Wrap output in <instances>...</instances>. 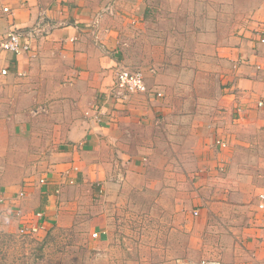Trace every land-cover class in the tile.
Listing matches in <instances>:
<instances>
[{"label":"crops","instance_id":"0c3cea01","mask_svg":"<svg viewBox=\"0 0 264 264\" xmlns=\"http://www.w3.org/2000/svg\"><path fill=\"white\" fill-rule=\"evenodd\" d=\"M184 1L172 0L168 13L166 0H0V41L14 29L39 26L30 51L0 49V164L18 172L0 180V212L14 213L17 228L19 210L42 225V234L70 225L83 215V203L100 219L104 204L150 191L158 218L169 220L167 251L188 252L183 264H195L189 252L197 245L223 264H264V211L256 199L264 189V106H258L264 101V0L248 9L250 25L236 18L230 35H211L199 21L197 31L180 34L185 24L192 31L197 18L195 2ZM107 5L112 14L101 13ZM203 10L209 13L203 19L216 16L207 4ZM178 11L185 18L171 25L177 36L168 44H187L181 53L158 39L169 27L164 17ZM173 57L187 65L169 62ZM243 58L250 65L229 69L224 94L214 100L205 79L213 73L209 61ZM119 66L141 69L148 87L165 97L117 99ZM184 74L190 92L180 98ZM236 105L243 106L241 115L233 114ZM217 138L228 146L217 145ZM30 171L34 175L25 177ZM26 180L29 194L16 200ZM96 225L94 232L109 238L107 222Z\"/></svg>","mask_w":264,"mask_h":264},{"label":"rangeland","instance_id":"374dc122","mask_svg":"<svg viewBox=\"0 0 264 264\" xmlns=\"http://www.w3.org/2000/svg\"><path fill=\"white\" fill-rule=\"evenodd\" d=\"M64 1L69 2L72 0ZM191 1L195 2L194 8L196 10L193 9V12L197 16L194 19L196 23L195 26L193 25L194 28L191 29L193 32L187 31L186 24L182 26L183 29H179L182 35L183 33H194L197 31L199 23L201 24L199 28L201 30L204 29L211 35L214 30L218 34L227 32L230 35L231 32L237 29L235 26L236 18H238V23H241L240 25L251 24L250 17H247V11L255 3V0H188L186 3L184 1V3L187 5ZM205 4L215 10L213 11L216 15L215 17L203 19L206 14H209L203 10ZM219 4L223 5V7L221 5V10H219ZM164 7L165 10H167L166 8H172V0H166ZM197 7L200 9H197ZM236 13H238V16ZM183 14V12L178 11V13H175L174 18L167 15L164 17L168 21L169 27H165L158 32L160 34L158 39L167 50L169 45H171L168 42L174 36H177V30L173 29L171 25H177L175 24V22L177 23V18H179L180 23H183L180 19V17L185 18ZM44 16L45 13L42 11L40 17L43 18ZM38 30L39 26L36 32ZM261 32L262 29L260 30ZM171 46L181 53L185 52L187 44L184 45L182 42L176 41ZM175 57L171 58L169 62L176 60L175 64L178 67L183 64L187 65L185 61L188 60L174 59ZM132 61L136 62L138 60L133 59ZM140 61L143 62V60ZM162 61L164 60H160L158 63ZM209 63L213 68V73L206 75L205 79H207L209 95L214 100H219L224 94L223 89L226 86L225 83L228 82L227 78L230 73H227V71L229 69L238 71L242 66L250 65L248 63L244 64L240 60H224L221 62L210 60ZM254 66L258 71L263 70L258 64H254ZM138 68L142 67L138 66ZM189 78V74L180 76L184 83V86L177 87L180 98L184 97L186 92H190L187 81H185ZM202 89L207 91L206 87ZM151 91L146 94L156 97V99L165 97L164 92L161 90V96H156V92ZM243 110V106L236 105L233 114L241 115ZM212 115H216L214 110ZM8 165L7 161L2 165L0 164V167H2L0 168V180H3L4 176L14 177L18 173L10 170L3 171V167ZM34 172H27L25 177H31ZM146 193L147 197H145ZM1 197L4 196H2L0 191V206L4 203ZM154 198H156V193H151L150 191H144V194L138 190L127 192V199L124 203L111 202L104 204L100 208V211L102 210L101 214L103 213L104 216L100 219H98L96 213L92 214L91 203H83L80 205L81 209H84L82 210L84 212L83 215H77L79 217L75 218L70 225H55L46 232L35 235L21 234L19 228L16 227V223H14V213L12 214L11 212V214L5 215L0 212V218H3L0 220V264H183L185 262L183 257L188 252L183 250L179 252L167 251L171 245V235L169 234L171 230L167 228L169 227V220L158 218ZM93 216L97 218L93 219ZM99 221L107 222L105 228L106 230L109 228V238L101 239L99 232L97 233L98 237L93 236L94 229ZM159 231L161 232L160 234L158 233ZM178 235H180L181 244L185 245L186 237L180 230ZM198 241L199 239H197ZM161 242V249H157L158 243ZM173 253L174 256H172ZM189 253L196 256L195 264L203 258L220 257L217 254L213 255L214 253L211 249H205L201 245H197V250Z\"/></svg>","mask_w":264,"mask_h":264},{"label":"built area","instance_id":"2783aa9c","mask_svg":"<svg viewBox=\"0 0 264 264\" xmlns=\"http://www.w3.org/2000/svg\"><path fill=\"white\" fill-rule=\"evenodd\" d=\"M4 10L7 12L8 8H4ZM101 13H113L112 5H107L101 10ZM37 27L30 28L28 30L24 29H18V30H12L8 32V34L5 36L6 38L2 41H0V49L6 50L15 54H23L25 52H28L31 50V42L35 39ZM260 41L264 43V29H262L261 35H260ZM242 63L246 64L247 60L246 58H243ZM2 74H7V69L3 68L1 70ZM114 90H115V97L117 99H126L125 97L129 96L130 94L134 93H140V94H146L148 91H151V89L148 87L146 83V79L144 76V73L141 69H132L126 66H119L116 74L115 84H114ZM151 92H156V96H161L162 93L160 90H152ZM259 107L264 106V101L261 100L258 103ZM240 112V111H239ZM215 143L219 145L220 147H227L228 142L227 140L223 138H217ZM47 182V179L45 177L40 179L41 184H45ZM28 186H31V182L25 183L23 189L19 193V198H23L27 194V188ZM3 201V199H1ZM257 207L264 211V189L261 190L257 194ZM195 214H198L196 211ZM17 216L20 218V227L19 231L23 235H35L39 234L40 229L42 228V225L39 223L32 224L31 221H27V218L22 215L21 211H17ZM37 216L41 217L43 216L42 212L37 213ZM94 237H98L97 232H94ZM198 264H223L221 259L219 258H203L201 259Z\"/></svg>","mask_w":264,"mask_h":264},{"label":"bare ground","instance_id":"6f19581e","mask_svg":"<svg viewBox=\"0 0 264 264\" xmlns=\"http://www.w3.org/2000/svg\"><path fill=\"white\" fill-rule=\"evenodd\" d=\"M41 178H43V177H41ZM40 178V179H41ZM40 179H39V183H40ZM26 183L28 182V180H26L25 181ZM29 182H31V181H29ZM41 184V183H40ZM25 185V184H24ZM24 185H23V187H24ZM31 186H32V183H31ZM31 186H28V188H27V194H26V196L25 197H27V195L29 194V188H31ZM23 187L20 189V191L23 189ZM20 191H19V193H20ZM19 193H18V195H17V198H16V200H18V199H23V198H25V197H23V198H19L18 196H19ZM4 201H5V198L4 197H1Z\"/></svg>","mask_w":264,"mask_h":264}]
</instances>
